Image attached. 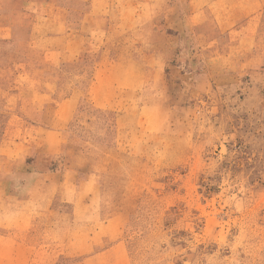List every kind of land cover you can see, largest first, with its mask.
Segmentation results:
<instances>
[{
	"label": "rangeland",
	"instance_id": "rangeland-1",
	"mask_svg": "<svg viewBox=\"0 0 264 264\" xmlns=\"http://www.w3.org/2000/svg\"><path fill=\"white\" fill-rule=\"evenodd\" d=\"M244 4L0 0V142L35 141L0 148V264H264V8L253 34ZM91 9L82 54L48 60L66 41L45 27ZM30 224L20 254L6 231Z\"/></svg>",
	"mask_w": 264,
	"mask_h": 264
},
{
	"label": "crops",
	"instance_id": "crops-1",
	"mask_svg": "<svg viewBox=\"0 0 264 264\" xmlns=\"http://www.w3.org/2000/svg\"><path fill=\"white\" fill-rule=\"evenodd\" d=\"M33 1H35V0H32V2ZM244 5L247 8H251V7L254 8V10L251 13H248L246 15V18H245L246 20H245V25L244 26L246 27V31H249L247 29V26H252L251 32L253 34L255 32V34H256L259 31V28L261 26L260 25V21L258 20L257 16H259V13L264 8V0H246V4H244ZM91 15H93L92 17H98L97 13H95L94 9H91V12H85L84 15L82 16V18L80 19V23H79L80 32L74 33V32H70L68 30H63L64 27L62 28L63 25L61 27H59L60 24L56 25V27H54L53 29H47L45 27L46 31L41 34V38L40 39H46L48 41H51V40L53 41L55 39L56 40L57 39H63L64 41H66V43H64V46L62 48L55 49L53 46L47 48V51L45 52V55H47L48 60L53 59L55 55H60V56H65L64 57L65 59L62 60L63 62H68V61H71L73 58H76L78 55L82 54V52L87 48L86 41H87V37L88 36H85V34H87V32H86L87 28H85L86 20H87V17H90ZM4 16H5V13L1 11L0 22L3 23V24H4ZM44 17H45V20L47 22L53 21V18H51L50 16H48V17L44 16ZM58 22H60V21L58 20ZM34 30H35V27H34ZM33 33L35 34V31ZM38 36H39V33H38ZM1 52H2V50H1V47H0V59H1ZM33 70H34L33 68L30 69V71H33ZM2 74H3V70L1 71V66H0V85L3 84V76H2ZM6 80H7V78L5 77L4 81L6 82ZM30 100H31L30 101L31 104L35 105V99H30ZM21 102H22L21 98H18L17 101H16V104L19 105V104H21ZM70 102H71V98H64L59 103H63V104L66 105L67 103H70ZM31 112H32L31 114L35 115V107L32 108ZM52 115H54V114H52ZM40 129H43V131L48 132L47 134L55 133V135H56V134H60L61 133L60 129L53 128V127L40 128ZM14 130H15L14 133L7 130L4 133V135L5 136L10 135V137H13L15 135L16 131H17V127L14 128ZM30 132H31V134H33V137L35 138V125L32 126V129H31ZM4 142L5 143L8 142V143H11V144L18 145L22 149H27L28 151L29 150H34V152H35V141L34 140L31 141V144H28L29 141L27 143V140L16 141L14 139L9 140V138H7V140L6 139L4 140V138H3V140H1V142H0V148L4 145ZM57 149H60V146L57 145ZM57 149L55 148V149H52V150L56 151ZM48 180L49 179L47 178V176L42 177V178L35 177V185L37 183H41L42 181H43V183H47ZM37 194L38 193H35V196ZM50 194H52V193H50ZM50 194L46 193V195H50ZM53 195H56V193H53ZM46 215H49V214H46ZM42 228H40L41 232H45L47 226L43 225ZM23 229L27 230L33 236V232L35 231L34 230L35 229V225L34 224H30V225H27L25 227L24 226H19V227H17L14 230L12 229V230H7L6 231V232L10 233V235H11V238L7 237L6 240L9 241V242H12L13 246L15 248L19 249L17 251H19L20 254H21L20 248L21 247H25V246L29 247L30 243H28V241H31V243H33V240H34L33 238L32 239L20 238L19 237L20 235L18 236V233L21 230H23ZM14 232H16V233L13 236ZM35 234H36V231H35ZM20 254L17 255L16 262L20 258Z\"/></svg>",
	"mask_w": 264,
	"mask_h": 264
}]
</instances>
